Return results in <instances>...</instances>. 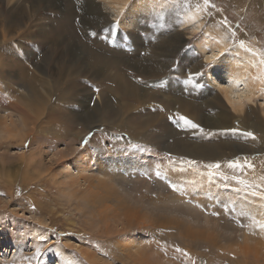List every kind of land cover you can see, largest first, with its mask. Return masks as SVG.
<instances>
[{"label":"rangeland","instance_id":"374dc122","mask_svg":"<svg viewBox=\"0 0 264 264\" xmlns=\"http://www.w3.org/2000/svg\"><path fill=\"white\" fill-rule=\"evenodd\" d=\"M104 1L0 0V264H264V82L237 113L214 80L241 42L264 58V0H174L131 25L122 24L129 4L115 17ZM190 9L201 16L183 24ZM210 31L226 41L214 61L197 45ZM176 143L198 158L168 152ZM132 148L145 163L183 159L208 172L238 207L224 192L215 204L170 200L165 186L142 185L135 163L110 166ZM82 155L93 192L111 193L100 217L92 197L82 200L89 186L72 189ZM114 191L137 197L152 225L128 227Z\"/></svg>","mask_w":264,"mask_h":264},{"label":"bare ground","instance_id":"6f19581e","mask_svg":"<svg viewBox=\"0 0 264 264\" xmlns=\"http://www.w3.org/2000/svg\"><path fill=\"white\" fill-rule=\"evenodd\" d=\"M7 1H8V4H10L11 6H12V4L14 2H17V0H7ZM173 2H174V0H107V2L105 0L104 1L105 5H103V6H106L107 11H110L109 14H111L112 16L116 17V16H119L120 14H122L123 12H125L123 9H125V7H127V5L129 4L130 6L127 8L126 13H124V15H123L124 16V18H123L124 20L122 21V24L131 25V24H133V21L135 20L136 12H139V11H146V12L154 11V12H156V11H159L160 9H162L165 6H168V7L171 6L173 4ZM34 3H32L31 11L36 10V5ZM89 5L90 6H95L96 8L99 6V5H95V4L92 5L91 3H89ZM19 7H22V6H19ZM24 7H25V5H24ZM100 8H103V7L100 6ZM200 9H190L186 13H184L183 24H186V25L192 24L198 17H200L201 16V12H202ZM102 11L103 10H101L100 12L103 15ZM25 16H29V15L28 14L24 15V13H23V14L19 15V17L18 16L17 17L18 18H22V17H25ZM96 16H99V11H98V15H96ZM104 16H105V14H104ZM104 16H103V20L105 18ZM14 17L15 16H13V18ZM128 21H129V23H128ZM4 39H6L5 35H4ZM197 45H198V48L205 53L206 59L209 60V59H211V58H213L215 56V53L221 52L223 50L224 46L226 45V41H225V39H224V37L222 35H219V33H218V36L216 37L210 31L209 35L207 37L203 38L201 41L200 40L197 41ZM70 46H71V44H70ZM223 67L226 68V71H222L221 72V70L218 69L216 72H214L215 73L214 80L217 82L219 90L224 95L225 100H226V104L228 103L227 105L231 106L232 110L234 112L242 113L243 109H244V106L246 104L244 99H246V100L251 102L253 97L256 94H258V92L262 89L261 82H264V58L261 57L260 53L256 49H254L253 47H250L249 45H247L245 43H240L237 46L235 55H230V56H226L225 57L224 66ZM210 72H213V71H210ZM226 77L229 78V80L232 82V85L226 86V85L222 84V83H224L222 81ZM239 85L246 86V91H244V93L242 94V96L244 98H242L241 94L239 93V90H238ZM113 88H115V87H113ZM140 97H143V96H140ZM91 103H93V102H91ZM94 105L96 106V108H99V103L97 102V100L94 103ZM132 109H133L132 106H130L128 108V110H132ZM136 110H138V108ZM227 117H229V116L228 115H224V117H222L221 119L222 120H226ZM37 121H38V119H37ZM219 125H221V123H219ZM135 132H132V133H135ZM136 135H137V133H136ZM124 140H126V139H124ZM143 141L144 140H142V142ZM129 142H130V140H129ZM176 145L178 147H173L172 149L170 147V148L167 149V151L168 152L171 151V152H174V153L178 152L177 154L187 155V157L189 159L198 158V155H195V154L191 153L190 151L187 150L186 147H184V146L182 147L181 146L182 144L179 145V144L176 143ZM189 147H191V146H189ZM195 148H197V147L195 146ZM128 151H130V149ZM83 152L81 154H83ZM121 153L123 154L124 151H120V154ZM131 153H135V155H130L129 154V156H126L125 157V161H127V162H122L121 158H116V156H113L112 157V162H110V166H111V164H113L114 166L115 165L117 166V169L118 168L122 169V165H126L127 164L128 167H129L128 163H130V162H132L133 164L135 163V165H132L131 169L140 168V170H139V173H137V171H133L132 173L138 174L142 178L141 180L144 179L143 181L140 180L142 182V185L145 184L146 186H151L152 185L151 183H153V181H154V182H156V185H157V187L159 189H161L162 186H165V190H163L162 192L166 191V196H168V197H166L167 199L171 198L170 200H172V198L175 197L174 194L175 195H177V194L178 195H182L185 198L187 196L195 197L196 195H198L199 197H197V199L195 200L196 202H199V201L200 202H207L209 199H211V200H214L213 203L215 204V203H217V201L215 200L213 195L214 194L216 195L217 193H223L224 192V194L227 193L229 195V196L225 197L226 201L230 200L229 202H232V204L233 203L234 204L238 203L237 202V194L235 192H231V191L228 192V190L226 191V188H223L220 184H218L217 182L212 180L213 177L208 172L207 173L206 172L205 173H200V172L197 173V171H195L192 168L191 164L190 165L188 164L185 167L184 166L185 163H183L184 162L183 159H182V161L180 160L182 165L178 164V166L169 164V162L167 163L166 162L167 160H164V159H160V161H164V162H160V164H158V162H156V161H158V159H154L155 161L152 160L149 163H145L147 156L146 157H140L139 154L137 153V151L135 149H133V148L131 150ZM156 157H158V156L156 155ZM64 158H66V157H64ZM115 159H117V160H115ZM128 160H130V161L128 162ZM81 162H83V155L80 156L73 163L75 168H76V170H81L82 172L79 173L80 177L76 176L77 179H78L77 182H75L76 181V177H75V179L73 177V179L75 180L74 181L75 183H72L73 184V188L72 189L76 190L74 192H76V194H77V190L79 191V189H77V187H79V186L76 187L75 186L76 183L80 184V186L82 184L88 185L89 188L85 187L87 190L82 191V194H87V196L84 195L85 197L82 200L86 204H91L92 200L90 198L92 197V199H93V209L95 210V212H97L96 215L98 214L99 216L98 215L97 216L100 217L101 215H103L102 211H100V209L103 207V205L105 207H107V208L111 207V205H108V199L106 198V196L111 195V193L107 192V193H105V196H104V193H103L104 190L102 192H99V191H97L96 193L93 192V190H95L97 188V185H95L93 182H91L92 176L83 175V171L86 170V168L80 169L81 168ZM147 162H148V160H147ZM89 168H90V166H89ZM157 173H159V174H157ZM136 177H137V175H136ZM79 180H80V182H78ZM132 182H133V179H132ZM78 184H76V185H78ZM104 188H105V186H104ZM74 192H72V193H74ZM78 193H80V191ZM227 194H225V195H227ZM148 195H150V194H148ZM126 196L125 197L123 196L122 199H121L119 197V194L117 193V191L116 192L114 191L112 193V198H113L112 202L115 203V205L119 208V212H120V213L118 211L115 212V215H117L119 217L123 216L124 222L127 224L128 227H132V226H139L140 227L141 225L146 226V224L152 225V223H151L152 222V218L148 214L149 211H145V212H148V213H144L141 210H139V208L136 207L139 204L137 202L138 198L134 197V199H133L131 197L132 199L131 198L127 199ZM154 196L151 195V196L146 197L148 200H150L149 202H147L145 200L146 198L144 196H142V199L144 201H142L141 199H140V201L142 203L144 202V204H145V202H147V204L148 203L151 204L156 199V197H154ZM221 198H224V197H221ZM138 201H139V199H138ZM139 205H143V204H139ZM232 206L235 207V209H236L238 207V204L237 205H232ZM166 210L170 212L171 208L168 207V208H166ZM172 210H174V209H172ZM167 211H166V213H168ZM165 216H167V215H165ZM143 226H141V227H143ZM17 232L18 231L13 232V234L11 236H16L17 235L18 237L21 238L20 233L17 234Z\"/></svg>","mask_w":264,"mask_h":264},{"label":"snow or ice","instance_id":"6c2138e0","mask_svg":"<svg viewBox=\"0 0 264 264\" xmlns=\"http://www.w3.org/2000/svg\"><path fill=\"white\" fill-rule=\"evenodd\" d=\"M208 2V0H205V3H207ZM241 43H243V42H241ZM216 59V57H213L212 58V60L214 61ZM209 66H211V65H209ZM200 75H202V73H199ZM181 119H183L184 121H185V123H187V124H190L193 128H198L199 127V125H197V124H195V123H193L191 120H189L187 117H181ZM247 135H249V136H253L254 134L253 133H251V132H249V133H247ZM218 166V165H217ZM251 166V165H250ZM157 174H159V173H157ZM262 227H264V225H261ZM182 251V250H181Z\"/></svg>","mask_w":264,"mask_h":264}]
</instances>
